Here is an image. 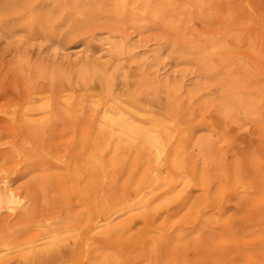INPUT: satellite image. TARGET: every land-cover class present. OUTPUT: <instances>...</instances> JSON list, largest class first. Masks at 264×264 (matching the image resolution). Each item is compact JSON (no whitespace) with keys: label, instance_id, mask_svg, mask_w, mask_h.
Instances as JSON below:
<instances>
[{"label":"rangeland","instance_id":"rangeland-1","mask_svg":"<svg viewBox=\"0 0 264 264\" xmlns=\"http://www.w3.org/2000/svg\"><path fill=\"white\" fill-rule=\"evenodd\" d=\"M184 2L180 0V6ZM211 3L213 6L206 14H195L192 21L198 25L194 33L184 28L183 40L162 28L161 23L149 27L145 34L128 28L130 35L126 41L138 46L137 58L146 57L149 54L146 50H154L155 43L197 49L230 33L233 35L230 38H239L241 43L230 42L242 45L229 53L216 54V67L212 71L199 63L176 60L167 52L163 61L153 66L147 86L155 90L154 99L146 100L144 106L154 116L164 117L168 126L161 124L159 129L166 137L167 153L164 167L158 169L128 144L117 146L112 141L104 150L93 144L99 136L104 107L111 102L109 94L101 93L97 83L93 88L92 84L84 87L74 83L72 88L67 85L58 91L44 79L43 74L55 69L71 73L86 64H106L108 74L113 77L112 96L145 90L147 86L135 84L138 77L133 75L148 68V64L140 71L127 62L126 56L117 61L107 54L108 34L121 29L118 22H96L90 46L83 44L81 37L62 32L48 37L0 28V177L16 178L17 189L31 199L27 211L34 212L37 221L52 215L71 217L75 225L73 231L55 244H45L49 240L45 227L30 226L22 212L13 217L4 214L0 230L11 237L9 247L0 253V264H103V254L110 259L104 264H264V0ZM232 12L236 15L233 20ZM23 54L29 57L30 65H20L18 59ZM226 59L242 60V66L228 72L222 63ZM36 65H42L41 70L45 68L47 72L38 76ZM116 65L122 66L121 76L114 71ZM125 74L129 75L127 79ZM228 74V80L239 86L234 92L240 97L261 90L262 99H256L259 107L256 116L245 118L238 113L232 118L223 116L220 95L229 92L230 81L218 80ZM198 80L207 85L216 99L212 94L195 90ZM126 81L129 84H124ZM91 95L96 97L88 100ZM68 96L76 98L77 103L73 106L75 111L70 108L69 116ZM47 103L54 109H43ZM96 104L98 109H94ZM186 134L190 137L183 142ZM210 135L213 157L204 161L192 143ZM182 146L184 154L178 160L182 168H176L172 161L183 150ZM89 152L94 157L92 166L87 160ZM78 161L82 170L91 166V173L82 174L86 177H72L71 170ZM37 164L50 175L49 179L41 180L45 181V187L33 178L43 173L25 171ZM147 171L154 173L145 175ZM155 174L162 182L160 186L149 187L146 192L149 194L143 199L137 196L138 187H148ZM87 183L92 185L83 195ZM76 185L81 186V191H77ZM132 207L136 209L128 211ZM107 211L113 213L110 226L98 227L104 224L98 220Z\"/></svg>","mask_w":264,"mask_h":264},{"label":"bare ground","instance_id":"bare-ground-1","mask_svg":"<svg viewBox=\"0 0 264 264\" xmlns=\"http://www.w3.org/2000/svg\"><path fill=\"white\" fill-rule=\"evenodd\" d=\"M179 1L180 0H0V28L2 30H11V31H13V29H18V30H23L24 32H27L28 34H31V35H44L48 37L56 35L57 32H62L70 36H79L81 37V41L83 44L90 46L94 41L95 28L93 26L96 22L101 21L102 23H107V24L111 22H114V23L118 22V24L122 26L121 29L114 30L113 32L108 34L107 43L109 47L107 48V54L108 56H110L111 59H115L117 61L118 59L122 57V55L126 56L127 62L130 63L131 65L134 64L136 68H138L140 71L143 69L145 64H148L149 65L148 68L143 69L141 73H136L133 75V76L138 77V81L135 84L141 87L143 85H146V86L148 85V81L151 79V76L153 74V71H152L153 66L160 64L163 61L164 59L163 55L165 52H167L169 56H171L172 58H175L176 60H181L184 62L191 61V62L199 63L200 65H204L207 71L209 70L212 71L216 67V64H215L216 62L214 60V56L216 54L223 53V52L229 53V51L236 50L242 46L241 44H235L233 42H230V40H232L234 42L241 43L239 38H236V37L230 38L231 36H233L230 33V34L225 35L226 38L224 37V38L219 39L218 41H212L210 45L202 46L197 49H195L194 46L186 47V46H181L177 44L178 46L177 47V46H170V45L167 46V45L155 43L154 50H146L149 53L148 55H146V57L137 58L138 56H136V49H138V46L128 44V41H126V39H129L128 35H130L128 28H133L135 32H137L138 34H143V33L145 34L148 31L149 27L151 26L153 27L154 24L156 23H159V24L161 23L160 25L162 26V28L176 35L178 39L183 40L184 37L186 38V36L183 33L184 28L185 29L188 28L189 33H194L196 31V26L198 25V23L192 21L193 18H195V14L203 16L213 6V4L211 3L213 0H182V1H186L184 2L185 4L182 3L183 6H180L181 3H179ZM40 4L47 6L49 9L43 10L41 7L38 6ZM235 16L236 15L232 12L230 18L233 20ZM198 19H200V17H198ZM209 29L211 33H214V30H212L211 28ZM212 37H214V35H212ZM143 46H146V45H143ZM194 52H196V54H194ZM18 61L20 65L22 66L30 65L29 57L27 55H24V54L20 55ZM262 61L264 65V58L262 59ZM222 63L226 65V69L228 70V72L238 69L240 66H242L241 65L242 60H238V61L232 60L231 61V60L226 59L222 61ZM42 65H36L38 76H40L39 74H43L47 72L46 71L47 69L44 68L45 66L43 67L44 70H41ZM121 67L117 65L114 67L115 69L114 71H116L115 73H117V75H120V76H121L120 74ZM107 68L108 66L106 64H95V65L86 64L84 66H81L80 68H76L71 73H68L69 71L62 70V69H55L52 72H49L48 74H43V75H46L44 79H47L49 81L51 85L49 86L52 87L53 90H58V91L63 89L67 85L72 88L74 83L80 84L84 87L92 84L90 86L91 88H93L94 85L97 83L101 90V93L109 94L111 98V102L110 104L104 107L102 117H101V124L99 126V129H100L99 136L97 137L96 140H94L93 144L97 146L99 150L107 149L111 145L112 141H116L117 146H120L121 144H128L130 149L134 150L137 155L145 156V159H148L150 164L153 163L156 166V169H158L159 166L164 167V155L167 153V140H166L165 135H163L164 133H160L159 129L162 126L161 124L166 123V119H164V117H161V116L160 117L154 116V113L144 106V102L146 100H151L152 98L154 99L155 90L152 88V86H149V87L147 86L145 90L143 89L142 91H134V92L128 93L127 95L123 94L124 97L123 96H118V97L112 96L113 95L112 93L114 91L112 90V93L110 92V83L113 80V77L110 74H108ZM125 77H126L125 79H127L129 75L125 74ZM228 78H229V74L225 76V78H220L218 82L223 83L224 81L228 80ZM29 80L30 79H27V82ZM228 81H230L229 92L227 94L221 93L220 95V98H221L220 105L222 106L221 108H222L223 116L226 118H232L234 117V114L236 113L242 115L245 118L253 117L254 115L256 116L255 112H257L259 108L257 105L256 99H259V100L262 99L263 93L261 92V90L256 89L254 90V93L252 95H246V96L240 97L237 92H234V90H236L239 87L237 83L234 82L233 80H228ZM113 83L115 85V80ZM124 84H129V81H126ZM256 87H259V86L256 85ZM195 90L197 92H202V94L206 93V95L212 94L211 96L214 99H216V96H214L211 90L207 89V85L202 83L201 80H198L196 82ZM95 97L96 95H91L89 97L90 99L88 100H92ZM67 100H68V102L66 103L68 107L67 114L69 116L70 114H72L71 113L72 111L70 110V108L75 105L77 106V103H76V98H73L72 96L67 98ZM151 103L152 101H150V104ZM51 105L52 104L47 103L46 106L42 108L49 109L51 108ZM166 106H167L166 108H168V105ZM98 107H99L98 104L94 105V109H98ZM73 108H74L73 111H75V107ZM222 114H221V117H223ZM52 117H55V116L52 115ZM72 121H75V120H72ZM138 121L145 122L148 125L143 126L137 123ZM166 125L167 123L165 124V126ZM188 137L190 136L186 134L184 136L183 142H186L188 140ZM210 139H211V135L209 136L208 139L206 138L197 139L192 143V147L194 151L200 154L202 158L204 159V161L210 160L213 157L212 144H211L212 142L210 141ZM87 142H89L88 138H87ZM184 148L185 146L181 147V149L183 150L178 152L179 155H177L176 153L175 159H173L172 161L173 166L176 168L178 167L182 168V165L178 162V160L184 154L183 153ZM91 153L89 154L90 157H88L87 160H89L90 165L92 166V164L94 163V159H93L94 157H91ZM52 159L54 160V158ZM56 160L58 161L59 159L56 158ZM241 161H244V160H241ZM70 163H72V161ZM80 165H81L80 161L75 162V164L73 165V170H71V175L73 178H78V177L80 178L82 174L92 172V169H89L91 168V166L88 165L89 167H87L86 170L84 169L82 170V167H81L82 165L81 166ZM167 166H170V165H167ZM149 167H151V165ZM25 171L29 172V174L35 171H40L41 173H43V175L41 176L33 177L34 179L39 180L40 185L42 183L41 181L42 179L46 180V178L49 179L48 176L50 177V175L46 174V172L48 171L46 168L41 169V164L40 165L37 164L35 166L31 165L25 168ZM242 171H244V169ZM103 173L107 174V171L106 172L103 171ZM117 173H118V170H117ZM153 173L154 172L149 173L147 171L145 175H150ZM244 175L245 174H243V177ZM84 176L85 175H83L82 177ZM15 179L16 178L5 177V176L0 177V222L2 221L1 218L4 214H7L8 216L13 217L17 215L19 212H22V215L26 216V219L29 220L27 222L30 224V226L45 227V235L47 236V239H49L48 241L46 240L45 244L46 243L55 244L58 240H60L61 238H64L67 232H71L74 230L75 225L72 222L71 217L62 219L60 216L50 215L48 217L46 216L41 221H37L34 218L35 217L34 212L27 211V209L31 205L30 197L20 192L17 189V187L15 186V182H14ZM176 179L178 180V178ZM115 180H117V178ZM161 183L162 182H160L157 174H155L154 176H152L149 182L150 185L148 187H142V186L138 187L136 195L139 197H142L143 199L145 198V196L149 194V193H146L150 191V190L148 191L149 187L152 188V186H154V188H157L160 186ZM42 184H43L42 187H45V181ZM90 185H92V183H90ZM90 185L88 183L85 185L84 187L85 191H82L83 195L87 191V188L90 187ZM94 186H96V184ZM75 188L77 189L78 192L81 191V186L79 187L80 190L78 188V185H76ZM110 189L111 188H109V190ZM161 194H164V193L161 192ZM83 195H80V196H83ZM241 197H242V194H241ZM157 198H158V195H157ZM134 209H136V207L129 208L128 211H131ZM112 214L110 213V211L104 212L98 220V223H104V224L99 225L98 227H102L104 225H106V227L108 225L110 226V223L112 222L111 218H113ZM114 216H116V214ZM91 219L93 220V218ZM151 222L152 221H150V223ZM10 237L11 235L7 231L0 230V253L5 252L6 248L9 247L8 239H10ZM119 238L121 240V237ZM111 241L114 242L112 239ZM23 243L26 244V242H23ZM126 244H128V242L127 243L125 242V245ZM26 248L27 247H24L23 250L25 251ZM15 255H13V257ZM108 260H110L108 256L106 254H103L102 260H101L102 263L104 264V262Z\"/></svg>","mask_w":264,"mask_h":264}]
</instances>
